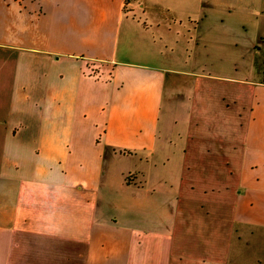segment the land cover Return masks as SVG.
Listing matches in <instances>:
<instances>
[{
  "label": "crops",
  "instance_id": "obj_1",
  "mask_svg": "<svg viewBox=\"0 0 264 264\" xmlns=\"http://www.w3.org/2000/svg\"><path fill=\"white\" fill-rule=\"evenodd\" d=\"M210 7L228 12L0 0V264H245L239 240L264 232V33L248 67L202 61ZM192 139L228 156H188ZM129 154L141 166L116 169Z\"/></svg>",
  "mask_w": 264,
  "mask_h": 264
},
{
  "label": "rangeland",
  "instance_id": "obj_2",
  "mask_svg": "<svg viewBox=\"0 0 264 264\" xmlns=\"http://www.w3.org/2000/svg\"><path fill=\"white\" fill-rule=\"evenodd\" d=\"M223 1L224 4L228 5V8H225V12L228 10V12H226L227 14L224 13V10L218 9V11H216L217 7L208 8L210 9V11H208V20L205 21L202 29L206 34H209L208 37L210 40L207 41V52L205 50L202 52L201 59L202 61H205L207 58L212 60V62L220 64L221 62H227V59L232 61L235 56L239 57L240 55V62L242 63L243 61L241 57L246 53V57L244 58L246 60L245 64H247L246 66L248 67L252 59L256 56L257 59L259 58L258 54L256 55V53H254V49L249 51V49L244 50V47H247L254 37H259L254 35H262L264 33V0H221V4ZM177 11L179 12V10ZM199 13L194 12L193 16L198 18L200 16ZM222 13H224L225 19L222 24H218L219 26L214 25V23H207L211 18L221 16ZM180 15L184 16L182 13ZM234 39H236L239 43L233 42ZM258 60L261 59L259 58ZM201 64H205V62H201ZM204 143V141H198L196 143L194 139L190 140L187 148L188 156H193L196 150L200 151L197 157L201 159L208 158L214 159L215 161H221L223 156L225 159L228 156L227 146L224 147L223 144H218V146L215 147L216 150L208 156L206 152L201 151ZM176 151L177 149L175 148V145H173L170 153L171 156H174V159L176 158L175 154H179V152ZM167 153L169 154V151H167ZM127 155L112 158L115 162V167H117L116 169L122 168L128 170L136 169L141 166V163L136 160L134 154H129V156ZM216 169L217 168L215 167V173ZM168 170L173 169L170 167ZM127 176L129 179L132 177L131 174H128ZM135 189L136 187L134 189L133 187L131 188V190ZM199 189L200 186L197 185L196 190L199 191ZM134 192L136 191H127L130 196L136 198L137 195ZM216 222L218 223V221ZM221 222L226 225V218H224V221ZM225 228H227V231L230 233L229 238L233 237L232 240H237L235 234L232 232L231 226H225ZM229 229L231 230L229 231ZM217 234V226H214V237H216ZM239 241L240 253L245 256V260L242 258V261L245 264H257L258 262L256 259L258 260L261 256L264 257V232L262 230L252 232V235H249V237H242ZM253 258L255 260H253ZM235 263L238 264V262ZM241 264L243 263L241 262Z\"/></svg>",
  "mask_w": 264,
  "mask_h": 264
}]
</instances>
